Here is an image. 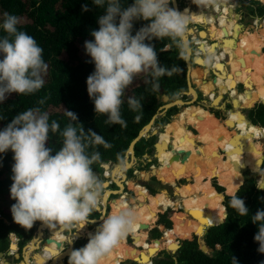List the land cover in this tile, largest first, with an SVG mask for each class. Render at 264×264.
Returning <instances> with one entry per match:
<instances>
[{"label":"trees","instance_id":"16d2710c","mask_svg":"<svg viewBox=\"0 0 264 264\" xmlns=\"http://www.w3.org/2000/svg\"><path fill=\"white\" fill-rule=\"evenodd\" d=\"M133 2L134 0H122L125 6ZM239 3L248 10L247 14L252 18H264V3L259 0H239ZM84 4L88 5V11L82 9ZM186 8L192 13L191 22L206 25L205 30H199L200 38L208 36L210 39L216 38L221 41L220 44H212L198 40L199 48L196 53L197 56L202 55L203 52L205 55H210L211 58H208L217 64L221 72H215L214 78L206 80L209 71L204 65L207 64L195 57L194 60L199 66L190 67L189 80L193 79L194 83L201 85L205 93L211 94L214 105H219L221 94L228 91L234 109L227 112L225 118L219 119L220 111L211 108L207 110L197 104L185 105L181 110L177 105L169 107L158 120L163 127L169 122L167 128L160 132L156 144L157 151L154 152L159 163L157 166L153 165L148 172L136 173L139 176L137 179L146 180L155 176L162 184L172 185L173 193L177 197L171 198L164 188H161L162 190L157 194L158 190L156 191L150 184L144 186L132 178L124 177L125 170L116 175L119 171L116 165L109 172L110 165L106 164L105 168L108 172L105 175L113 176L121 189H123V180L127 189L134 191V196L128 198L122 196L121 202L109 206L108 212L105 213L106 208L104 209L103 206L101 212L108 216L121 207L137 209L138 222L130 236L136 237L133 245L141 254L136 261L143 264H147L150 257L160 249L163 250L153 257L152 264H233L232 257L236 259L237 264H262L264 254L258 252L259 244L254 241L258 227L252 222V215L258 209H264V189L258 187L260 184L264 188L263 147L256 141L257 138L264 137V105L257 103L251 107L249 110V114H253L251 123L246 120L245 113L241 109L249 105L254 98L264 101V30H260L264 29V21L260 25V31H245L240 36L238 45L242 51L243 76L239 80L236 72L240 67V50L235 47V38L243 30L227 16L230 6L225 1H221L219 6H213L215 14L191 11L189 6L179 11L183 12ZM5 13L19 17L21 22L17 26L18 30L34 37L38 45L43 48L47 69L43 73L45 83L41 89L32 94L13 93L6 101L0 102V130L17 114L28 109H37L48 114L49 123L57 121L60 132L69 123L78 129L83 127L85 132L95 131L107 142V146L90 145L86 149L89 155L93 152L99 153V159L92 165L93 170L98 171V169L102 170L103 163L123 162L131 142L163 104L162 94H166L169 101L178 99L180 95L183 99L187 98L185 95L188 91L186 50L181 55L180 50L168 38L156 39L151 43L155 47L160 65L167 69L178 68L179 71L156 79L153 78L151 69L138 74L125 90L122 98L124 103L120 111L126 126L108 124L105 115L95 113L94 103L87 92V77L94 72L95 66L84 48L85 41L94 39L90 33L99 29L97 18L104 13V8L97 7L93 0H0V36L5 35L2 29ZM146 23L147 21L134 22L133 35ZM192 32L193 29L188 27L184 37V43L187 45L188 34ZM218 44L221 46L220 50L216 49ZM225 57L227 58L224 63L222 59ZM240 82L244 85V89L238 92L236 85ZM214 86H218L220 91V95L216 98L212 93ZM189 93L191 94V91ZM130 97L138 100L141 106L135 110L131 109L128 104ZM67 111L76 114L77 121L71 120ZM172 115L174 116L170 121L168 118ZM188 125L196 131L190 130ZM149 127L151 128V125ZM155 130L152 129L153 132ZM60 132L49 133L46 147L52 149V155L62 147L63 137ZM153 137H142L134 143L133 150L137 157L153 152ZM13 155L11 150L0 153V252L9 249L10 239L13 243L12 240L16 238L14 234L28 241L34 232V225L31 229H25L16 224L10 211L12 204L15 203L10 196V187L13 183L11 179ZM259 166L261 171L259 178L250 173L243 181V172L246 169L257 171ZM96 177L98 178L97 175ZM155 177H151L153 181H156ZM213 177L220 185L216 181L211 183ZM180 178H184L189 185H177L175 180ZM192 180L195 181L191 184ZM107 184L105 183L104 186ZM184 186L191 194L189 213L178 210L179 207L185 209L190 205L189 194ZM149 192L152 195L157 194L154 197V204L148 201ZM233 194L244 200L249 209L248 215L241 216L230 206L229 202ZM166 207L173 209L172 227L169 216L171 210ZM164 209L166 211L160 215L157 223L163 224L167 230L163 231L159 240H148L147 229L141 228L140 225L148 224L150 228L156 221L158 213ZM225 211L227 215L224 218ZM99 215L95 210L90 218ZM104 217L102 216V219ZM207 226L209 227L204 233V228ZM175 228L181 230L183 240L180 241L179 248L170 251L166 248L177 244L176 240L180 235ZM45 230L51 233L48 237L61 238L63 241L47 239L41 250L36 253L37 264H50L54 257L65 250L64 241L67 240L72 246V242L70 243L72 238L64 236V228L42 223L36 230V238L39 240L35 238L27 243L25 248L28 245V248L32 245L34 247L27 251L24 248V259L17 264H26L25 258L33 264V251L40 246ZM96 230L78 226L76 232L72 233L73 239L87 237V244L89 234H94ZM151 232L158 234L151 236L152 238L160 237L156 227L151 229ZM22 243L23 241L19 239V249ZM126 244L127 237L119 245L122 247L115 249L102 264H122L124 260L136 256L137 250L130 247L126 249ZM65 264H68V260Z\"/></svg>","mask_w":264,"mask_h":264},{"label":"clouds","instance_id":"9594fccd","mask_svg":"<svg viewBox=\"0 0 264 264\" xmlns=\"http://www.w3.org/2000/svg\"><path fill=\"white\" fill-rule=\"evenodd\" d=\"M172 2L134 0L125 6L122 0H93L97 7L104 8V13L97 18L99 29L90 33L94 39L84 43L86 54L95 66L86 84L95 113L105 115L106 123L126 126L120 111L122 98L138 74L151 69L156 79L179 71L162 67L151 43L168 38L184 54V37L192 13L187 8L181 12L170 7ZM194 3L219 6L221 0H194ZM82 9L88 11V5H82ZM136 21L147 23L133 35ZM20 22L16 15L4 14L5 35L0 36V102L13 93L32 94L45 83L43 73L47 64L43 48L34 37L18 30ZM190 55L196 56L194 51ZM128 104L133 110L141 106L131 97ZM67 115L77 121L76 114L67 111ZM50 132H60L59 123H49L48 114L37 109L17 114L0 130V153L11 150L14 154L10 187V196L15 200L10 209L13 221L25 229H31L36 221L66 230L85 226L94 222L90 217L101 205L104 192L103 183L92 168L99 153L89 155L86 149L90 145L107 146V142L95 131L85 132L83 127L78 129L69 123L60 132L62 147L52 155V149L46 147ZM229 203L239 215L249 214L244 200L235 194ZM137 222L138 211L133 207L113 211L94 234H89L85 246L70 252L68 264H102L135 229ZM252 222L258 227L254 235L258 252L264 254V209L252 215ZM232 260L237 264L234 257Z\"/></svg>","mask_w":264,"mask_h":264},{"label":"rangeland","instance_id":"374dc122","mask_svg":"<svg viewBox=\"0 0 264 264\" xmlns=\"http://www.w3.org/2000/svg\"><path fill=\"white\" fill-rule=\"evenodd\" d=\"M221 1H225L226 3H227V5L228 6H230V12L229 13H227V16L229 17V18H231V19H233L234 21H238V22H240V21H244V19H242L243 17L241 16V17H237L239 14H243V15H245V14H247V9H245L240 3H238V1L239 0H221ZM176 3V4H175ZM170 7H176L177 9H183L185 6H189L190 7V10L191 11H196V12H198V11H201V12H204V13H211V14H214L215 13V10L213 9V6H209V7H204V6H198V5H196L195 3H194V0H173V2L169 5ZM249 19V18H248ZM254 20V19H253ZM250 21V20H249ZM257 21V22H256ZM255 22H256V24L253 22V21H251V25H250V23H249V25H247V27H245V29L247 30V31H249V32H256V31H259V29H260V25H261V23L264 21V18H262V19H258V20H256ZM196 23H199V27L197 28V31L198 30H205V27H206V25H204L203 23H200V22H191L190 23V25H189V27L190 28H192L193 29V31H194V28L196 29V27H194L193 28V26H195V24ZM245 30V31H246ZM191 34L192 33H190V34H188V46H189V50H190V52L191 51H195L196 50V44H194V40H192V36H191ZM191 39H190V38ZM215 40L214 39H211V40H208V42H210V43H213ZM264 48V47H263ZM197 57H203L202 55H199V56H197ZM227 58V57H226ZM225 58V59H226ZM198 62V61H197ZM201 63V61H199V64ZM203 63V62H202ZM193 65H195L194 63H193ZM217 64H214L213 65V69H214V72H218V73H220L221 72V69H219L218 68V66H216ZM227 65V64H226ZM196 66V65H195ZM199 66V65H198ZM210 67V66H209ZM227 67H228V65H227ZM206 68H208V67H206ZM240 68V67H239ZM188 75H189V73H188ZM189 82H191V85H192V87L193 88H195V84H193L192 83V80H190ZM240 85H242V83L240 82V83H238V90L239 91H241V90H243L244 89V86L242 85V86H240ZM186 93H189V92H186ZM190 94V93H189ZM187 98H186V100H184V99H182L183 101H188L190 98H189V96H186ZM181 98V97H180ZM216 98V97H215ZM188 99V100H187ZM255 99H257V98H254L252 101H251V103L249 104V105H247V106H245V107H243V109H241L244 113H245V115L247 114V116L248 117H250L249 119H251V117L253 116V114H249L248 112H249V110L251 109V107H253L255 104H257V103H262L259 99H257V100H255ZM213 102H214V100H213ZM190 104H193V103H189V105ZM195 104H197V103H195ZM186 105V104H185ZM185 105H181L180 107H178L179 108V110H181L182 108H183V106L185 107ZM188 106V105H187ZM218 106V105H217ZM176 114H178V113H176ZM176 114H174V115H176ZM174 115H172V117H171V119L173 118V116ZM220 115H221V117L219 118V119H223V118H225L226 117V115H222V113L220 112ZM162 116V115H161ZM159 118H160V115L159 116H157L156 117V120L151 124V128H150V134L152 133V129H156L155 131V133L153 134V135H151V136H154L153 137V142H156V141H158V139H159V134H160V132L161 131H163V130H165L166 128H167V125L169 124V122L167 123V124H165L164 125V127L159 123V122H157L158 120H159ZM169 120H170V118H168ZM261 127V126H260ZM188 128L190 129V130H194L193 129V127L191 126V125H189L188 126ZM256 141H258V142H260L261 144H262V147H263V152H262V156H264V137H259V138H257L256 139ZM153 153H154V150H153V152L152 153H147V157L149 158L150 157V159L151 160H147V157H145L144 155H142V156H140V157H137L136 155H135V153L133 152V154H130L129 153V155L127 154L126 156H125V158L123 159V162H122V164H125L126 162H129V163H132L133 162V159H134V162H133V164H132V166L131 167H128V169L127 170H125V172L123 173V176L124 177H126V176H128V177H126V178H132V179H134V181H137V182H139L140 184H142V185H146V184H150L156 191L158 190V188L159 189H161V188H164V189H166L167 190V194L171 197V198H175V197H177L176 195H174V193H173V186L172 185H169V184H162L155 176H151V177H155V179H156V181H153V179L150 177V179L148 180V181H146V182H143V180L142 179H137L138 178V174L136 173L137 171H149L150 170V168L154 165V166H157V164L159 163V161H158V159L157 158H155V157H153ZM133 158V159H132ZM125 159H126V161H125ZM153 163V164H152ZM110 165V168H109V172L111 171V168H113V166L115 165L114 163H111V162H107V163H103L102 165H103V167H102V170H100V169H98V171H95L96 173H97V175H98V177H99V180L102 182V183H108L107 184V186H104V184H103V188H104V192H103V195H105L107 192L108 193H110L109 195H108V198H107V200L105 201V204H106V209H105V213L106 212H108L109 211V209H110V205H113L114 203H116V202H121L120 201V198L122 197V196H125L126 195V197L128 198V197H132V196H134V191L133 190H128L127 189V185L126 184H124V181L122 180V184H123V189H121L122 187H120L116 182H115V180L113 179V176H111V175H107V176H104L105 175V172L107 171L106 170V168H105V165ZM118 164V163H117ZM121 170H123V169H121ZM262 172H264V171H262ZM119 173V171L118 172H116V175ZM250 173H252V174H255L256 175V177L257 178H259L260 177V174H261V171L259 170H257L256 172H252L251 170H248V169H246L244 172H243V181H244V178H245V176H247V175H249ZM126 174V175H125ZM176 181V184L177 185H182V184H185V186H188L189 185V183H187L186 182V180L184 179V178H180L179 180H175ZM194 181L195 180H192V182H190L191 184L192 183H194ZM213 181H216L217 182V184L218 185H220L219 184V182H218V180L215 178V177H213V178H211V183L213 182ZM242 181V182H243ZM257 183H258V179H257ZM155 186H157V187H155ZM222 186V185H221ZM148 187V186H147ZM222 187H224V186H222ZM148 189H149V187H148ZM149 190H151V189H149ZM154 190V191H155ZM224 190H225V187H224ZM150 193V192H149ZM159 193V191L157 192V194ZM156 193H155V195H152L151 193H150V197H149V203L150 204H154V197L157 195ZM102 203H101V205L96 209V211L99 213V214H101V207H102ZM167 208H169V210H171V212L169 213V216H170V220H171V213L173 212V209L171 208V207H166V209ZM166 209H164L163 210V212H161V213H164L165 212V210ZM178 210H180V211H182V207H179V209ZM94 214V212L92 213V215ZM107 216L105 215V217L103 218V220L106 218ZM100 218V215L99 216H97V217H93V218H90L91 220H93L94 222H90L89 224H88V228L86 227V225H85V228L86 229H91V230H94L95 229V227L97 226V225H101L102 223H101V220H98ZM102 218V217H101ZM172 221V220H171ZM40 224H42V222H40V221H37V222H35L34 223V232H33V235H32V238H30L28 241H26L24 238H19L18 236H16L15 234H14V236L16 237V239H21L22 241H23V243H22V245H21V247H20V249L18 248V252L16 253V255L17 256H19L17 259H15V262H17V263H19V262H22V260L24 259V248H25V246L27 245V243L28 242H30L31 240H33V239H35L36 238V230H37V228H38V226L40 225ZM154 225V224H153ZM154 227V226H153ZM152 227V228H153ZM155 228V227H154ZM78 229V226H76V227H72L70 230H66V229H64L63 231H64V236H67V237H72V241L74 242L73 244H72V246L74 245V249H79V248H81V247H83V246H85V244H86V242H87V238L86 237H84V236H82V237H79V239H77V240H75V239H73V237H74V235L72 234V233H75L76 232V230ZM51 235V233L48 231V230H45L44 231V234H43V237H42V239H41V242H40V247H38V248H36V251H34V258H36V253H37V251H40L41 250V247H42V245L45 243V239L48 237V236H50ZM158 234L157 233H153V232H149V237H148V239L149 238H151V236H157ZM10 237H11V234L9 235V239H10ZM39 238H37L36 240H38ZM177 240H179V241H181L182 239L181 238H178ZM177 240H176V243H178L177 242ZM13 242H14V239L12 240ZM44 242V243H43ZM10 243H11V239H10ZM69 246H70V244H69V242L66 240V241H64V243H63V248L66 250V249H71V250H73L72 249V247L71 248H69ZM134 248L135 246L133 245V243H132V239L130 238V236H128L127 237V244H126V249H128V248ZM9 249H10V245H9ZM9 249L8 250H5L4 251V253L6 254V252L7 251H9ZM135 249L137 250V254H138V250L139 249H137L136 247H135ZM162 250V249H161ZM136 254V255H137ZM156 255H158V253L157 254H155V256ZM4 256V258H7L8 256L7 255H3ZM68 256V255H67ZM154 256V257H155ZM65 258H67L66 256H65ZM152 259V261H153V258H151ZM5 262H6V260H4ZM135 262V263H134ZM8 263V262H7ZM122 264H138L136 261H134V260H132V259H126V260H124L123 262H122Z\"/></svg>","mask_w":264,"mask_h":264},{"label":"crops","instance_id":"0c3cea01","mask_svg":"<svg viewBox=\"0 0 264 264\" xmlns=\"http://www.w3.org/2000/svg\"><path fill=\"white\" fill-rule=\"evenodd\" d=\"M261 3H264V1H261V0H259ZM238 3H239V1H238ZM215 14V13H214ZM243 17L242 19H244V21H240V22H238V21H235V23L236 24H238L239 26H241L242 27V30L243 31H245L246 29H245V27H247V25H249V23H250V25H251V21H253V19H256V20H258L259 18H252L250 15H248V14H245V15H243L242 13L241 14H239L237 17ZM249 18V19H248ZM250 20V21H249ZM199 25V23H196L195 24V26H193V28L194 27H196V29L194 28V31L192 32V34H191V38H192V40H194L193 42H196V49H198L199 48V44H198V40H203V41H206V42H208V40H211L208 36H206V37H204V38H200V36H199V30L197 31V28L199 27L198 26ZM247 31V30H246ZM229 36H231V35H229ZM194 37V38H193ZM215 41L212 43V44H217V43H219L220 44V39H216V38H213ZM217 45V47H216V49L217 50H220L221 48V46L220 45ZM261 50H262V48H261ZM202 56H204V57H209V58H211V56L210 55H205V53L203 52L202 53ZM194 56H191V63H190V67H197L198 66V64L196 63V62H194L193 60H192V58H193ZM226 58V57H225ZM225 58H223L222 59V62H226V59ZM192 63H194L195 65H193L192 66ZM210 66V65H209ZM227 66V65H226ZM201 67H204V66H201ZM208 67V66H207ZM190 69V68H189ZM208 69V74H207V78H206V80H210L211 78H214L215 77V72H214V69L213 68H211V66L210 67H208L207 68ZM192 83L193 84H195V88H194V90L196 91V97L195 98H193V96L191 95V94H189V93H185V95L186 96H189V100L188 101H183L182 99H183V97H182V95H180L179 96V98L178 99H180V100H182L183 101V104L182 105H189V103H193V104H195V103H197V105L198 106H201V107H203V108H206L207 110H209L210 108L211 109H214V110H218V111H220L221 113H222V115H227V112H229V111H232L233 109H234V106H233V104H232V102H231V95L228 93V91H226V92H224V93H222L221 94V99L219 100V105L217 106V105H214V104H212V98H210L209 96L211 95V94H209V93H205L204 91H203V89H201V85H199V84H197L196 82L194 83V80L192 79ZM240 86H242V85H240ZM213 91H212V93H213V95L215 96V97H218L219 95H220V91H219V89H218V86H214L213 87V89H212ZM236 90L239 92V90H238V83H237V85H236ZM211 93V92H210ZM181 97V98H180ZM169 98V97H168ZM184 100H186V99H184ZM162 106V105H161ZM181 105H179L178 107H180ZM184 107V106H183ZM167 110V109H166ZM166 110H165V112H166ZM165 112L162 114V116L165 114ZM214 116H215V114L214 113H212ZM161 115H160V117H162ZM172 117V116H171ZM171 117H170V121L172 120L171 119ZM245 117H246V120L248 121V122H250L251 123V120L249 119V117L247 116V114L245 115ZM156 120V119H155ZM158 122V121H157ZM160 123V122H159ZM161 124V123H160ZM189 126V125H188ZM194 129V128H193ZM192 131H196L195 129L194 130H192ZM154 152H155V150H154ZM223 152V151H222ZM145 157H147L146 155H145ZM153 157H154V153H153ZM147 160H151L150 159V157L149 158H147ZM126 175V174H125ZM126 177H128V176H126ZM147 185V184H146ZM145 185V186H146ZM155 187H157V186H155ZM161 189H159L158 188V191H160ZM166 211V210H165ZM163 212V211H162ZM161 214H163V213H158V215H157V219H156V221L154 222V225H152L148 230H147V232H148V234H149V232L151 231V229H153L154 227H156L157 229H158V231H159V233H160V237L158 238V239H160V238H162V234H163V231L166 229L165 227H164V225L163 224H161V223H157V220L159 219V217H160V215ZM102 216H105L104 214L102 215ZM90 221H93V220H91L90 219ZM172 225H173V222L171 221V227H172ZM154 226V227H153ZM86 227L88 228V224L86 225ZM153 227V228H152ZM128 236H130V234L128 235ZM127 236V237H128ZM72 238V237H71ZM131 238V237H130ZM75 240H77V239H75ZM148 240H153V238L151 237V238H149ZM74 242L72 241V244H73ZM72 249L74 250V245L72 246ZM27 249H25V251H26ZM15 253V252H14ZM14 253H9L10 255L8 256L7 254H4V255H7L8 257L7 258H0V264H8V263H6L4 260H6V261H9V260H11L10 259V257H13V262L15 263V264H17V262H15V259H17V257H16V253L14 254ZM4 257V256H3ZM25 261H28L26 258H25ZM27 263V262H26ZM62 264H64V261L62 260ZM138 264H140V263H138Z\"/></svg>","mask_w":264,"mask_h":264},{"label":"water","instance_id":"95a60500","mask_svg":"<svg viewBox=\"0 0 264 264\" xmlns=\"http://www.w3.org/2000/svg\"><path fill=\"white\" fill-rule=\"evenodd\" d=\"M185 44V43H184ZM186 45V48H185V50H186V64H187V68H188V71H187V77H188V73H189V68H190V63H191V52H190V50H189V52H190V54H189V62H188V60H187V54H188V49H189V46L187 45V44H185ZM188 46V47H187ZM194 58H195V56L192 58V60L195 62V60H194ZM241 63H243V61L241 60ZM208 67H209V65H207ZM207 66H205V68L207 67ZM211 68H213L212 66H211ZM190 80H189V77H188V91L187 92H189L190 90H191V88H192V86L190 85V82H189ZM243 85V84H242ZM244 86V85H243ZM160 92H162V89H160ZM161 101L163 102V104H162V106H160L159 107V110H158V112L152 117V119L150 120V122L147 124V125H145L141 130H140V132L138 133V135H137V137L131 142V144H130V146H129V148L132 146H134V143L136 142V141H138V140H140L142 137H149V136H151V135H153L155 132H153L152 131V133L150 134V133H146V134H143L142 133V130L145 128V127H147V126H149V125H151L154 121H155V119H156V117L157 116H159V115H162L164 112H165V110L166 109H168L169 107H171V106H173V105H177V106H179V105H182L183 104V101L182 100H180V99H176V100H174V101H169V98H168V96L166 95V94H162V96H161ZM181 102L180 104L178 103V102ZM260 101L262 102V104L264 105V101H262V99H260ZM249 113V112H248ZM156 144H157V141L156 142H154V144H153V147H154V150H155V152L157 151V146H156ZM128 148V149H129ZM128 151V150H127ZM127 151H126V154H125V156L127 155ZM134 151V150H133ZM147 156V154L145 153L144 154V156ZM175 155H178L177 153H175ZM174 155V156H175ZM154 157H155V153H154ZM125 158V157H124ZM156 158V157H155ZM263 159H264V156H263ZM263 159H262V162H263ZM262 162H261V164H262ZM261 164H260V166H261ZM260 166H259V170H260ZM258 170V171H259ZM94 171V170H93ZM148 172V171H147ZM146 172V173H147ZM252 172H256V171H252ZM94 173L97 175V173L94 171ZM98 176V175H97ZM104 176H107V175H104ZM138 178H139V176H138ZM98 179H99V177H98ZM149 179L147 178L146 180H143V182H146V181H148ZM104 184V183H103ZM242 184V183H241ZM258 184V183H257ZM258 187L259 188H262V189H264L263 187H261L260 186V184H258ZM238 188H239V186H238ZM237 188V189H238ZM237 189L235 190V192L237 191ZM162 190V189H161ZM165 191H167L166 189H164ZM175 195V194H174ZM223 196V199H224V194L222 195ZM223 199H222V201H223ZM102 215H103V213L101 212V214H100V218L98 219V220H101V223L103 222V219L101 218L102 217ZM226 215H227V213H226V211H225V216H224V218L226 217ZM224 220V219H223ZM222 220V221H223ZM221 221V222H222ZM219 224V223H218ZM99 226L100 225H97L96 227H95V229H98L99 228ZM141 226V228H143V229H149V225L148 224H141L140 225ZM209 226H212V225H209ZM209 226H207V227H205L204 228V233H205V231H206V229L209 227ZM195 235H197V234H195ZM131 237V239H132V243H134V241L136 240V237H134V236H130ZM87 238V237H86ZM154 239H156V240H159L158 238H154ZM153 239V240H154ZM10 245H11V243H10ZM180 247V244L178 243V246H177V248H179ZM176 248V249H177ZM133 249H135V247L133 248ZM167 250H169L168 248H166ZM175 249V250H176ZM170 251H172V250H170ZM5 253L4 252H0V258H4L3 257V255H4ZM6 254L9 256L10 254H9V251H7L6 252ZM157 254V253H156ZM155 255H152L151 257H150V259H149V262L147 263V264H151V258H153ZM17 258L19 257V256H16ZM10 259L11 260H9V261H6V262H8L9 264H15L14 262H13V257H10ZM134 261H136V260H134ZM138 262V261H137ZM138 263H140V264H143V263H141V262H138Z\"/></svg>","mask_w":264,"mask_h":264},{"label":"bare ground","instance_id":"6f19581e","mask_svg":"<svg viewBox=\"0 0 264 264\" xmlns=\"http://www.w3.org/2000/svg\"><path fill=\"white\" fill-rule=\"evenodd\" d=\"M176 4V3H175ZM174 8H176V7H174ZM177 9V8H176ZM177 10H179V9H177ZM260 30H264V29H260ZM259 30V31H260ZM245 31H242L241 33H239L238 35H236V38H235V47H236V49H238V50H240V56H239V60H240V68L237 70V72H236V76H238L239 77V80L241 79V77L243 76V68H242V65H241V56H242V51H241V49L239 48V39H240V36L244 33ZM188 47V46H187ZM189 49H188V54H187V60H188V62H189ZM197 56V55H196ZM189 71H190V69H189ZM216 73H218V72H216ZM191 95L193 96V98H195L196 97V92L193 90V88H191ZM179 104L181 103L180 101L178 102ZM149 129H150V127L148 126L142 133L143 134H146V133H148V131H149ZM130 151V152H129ZM133 147L131 146L129 149H128V151H127V154L129 155V153L130 154H133ZM148 158V157H147ZM133 159V158H132ZM125 161H126V159H125ZM133 162H134V159H133ZM124 163V162H123ZM133 164V163H132ZM132 164L131 163H129V162H126L125 164H122V163H119V164H115L116 166H118V169H119V172H121V171H124V170H127L128 169V167H131L132 166ZM114 165V166H115ZM113 166V167H114ZM122 168H127V169H123V170H121ZM112 169L113 168H111V171H112ZM106 172H108V171H106ZM105 172V173H106ZM176 176H177V172L175 173V178H176ZM183 186V185H182ZM185 187V186H184ZM186 188V187H185ZM186 190H187V192H188V194H189V198H190V205L187 207V208H185V209H182L185 213H189L190 211H191V194H190V192L188 191V189L186 188ZM110 193H106L105 194V196L103 197V200H102V206H103V208L105 209L106 208V204H105V201L107 200V198H108V195H109ZM126 196V195H125ZM149 200V199H148ZM117 203V202H116ZM115 204V203H114ZM113 204V205H114ZM111 206V205H110ZM176 209H178V208H176ZM40 228H43V227H41L40 226ZM175 229H177V228H175ZM165 230H167V228L165 229ZM178 231H179V238H181L182 237V232H181V230L180 229H177ZM37 239V238H36ZM47 239H54V238H52V237H48V238H46L45 239V241L47 240ZM39 240V239H38ZM54 240H61V241H63V239H61V238H58V239H54ZM19 241V239H14V242L13 243H11V245H10V251H16L17 250V246H16V243ZM44 243V242H43ZM29 246V245H28ZM28 246L25 248V249H27V250H29V249H31V248H33L34 247V245H32L30 248H28ZM41 246V245H40ZM39 246V247H40ZM177 246H178V243L177 244H172L168 249L169 250H172V251H174L176 248H177ZM120 247H122V246H118L117 248H120ZM42 248V247H41ZM116 248V249H117ZM26 250V251H27ZM34 251H36V249H34ZM33 251V252H34ZM70 252H71V250H69V249H66V250H64L60 255H58V256H56V257H54L53 259H52V261L50 262V264H60V262H61V264H62V260H63V258L66 256V255H68L69 256V254H70ZM140 254V252H138V254L136 255V256H134L133 258H132V260H137L138 259V257L139 256H141V254ZM17 256V255H16ZM35 256V255H34ZM58 257V258H57ZM55 258H57L56 259V261L54 262V263H52L53 262V260L55 259ZM59 258H61V260H59L58 261V259ZM34 260H35V258H34ZM25 262H27L26 264H31L29 261H25ZM7 263V262H6ZM9 264V263H8Z\"/></svg>","mask_w":264,"mask_h":264},{"label":"flooded vegetation","instance_id":"af4514ba","mask_svg":"<svg viewBox=\"0 0 264 264\" xmlns=\"http://www.w3.org/2000/svg\"><path fill=\"white\" fill-rule=\"evenodd\" d=\"M195 57H197V56H195ZM198 59H200L201 61H203L204 63H206L207 65H210V66H212L213 67V65L215 64V63H213L208 57H198ZM207 65H204V66H207ZM217 66V65H216ZM147 154V153H146ZM16 246H17V250L16 251H11V252H18V242L16 243ZM72 246H69V248H71ZM71 250V249H70ZM72 251V250H71ZM15 254V253H14ZM66 257L67 258H63V261H64V264L66 263V260H68L69 259V256H67L66 255ZM33 264H37V259L35 258V260H34V262H33Z\"/></svg>","mask_w":264,"mask_h":264},{"label":"built area","instance_id":"2783aa9c","mask_svg":"<svg viewBox=\"0 0 264 264\" xmlns=\"http://www.w3.org/2000/svg\"><path fill=\"white\" fill-rule=\"evenodd\" d=\"M255 21H256V19L253 20V22L256 24L257 21H256V22H255ZM193 38H194V37H193ZM194 44H195V42H194ZM197 51H198V49H196V50L194 51L195 55H196ZM209 97L211 98L212 95H210ZM9 253L12 254V253H14V252H11L10 249H9Z\"/></svg>","mask_w":264,"mask_h":264}]
</instances>
